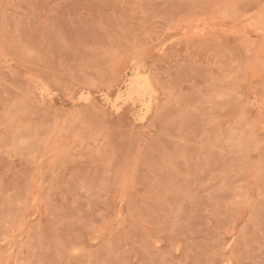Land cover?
<instances>
[{"label": "rangeland", "instance_id": "rangeland-1", "mask_svg": "<svg viewBox=\"0 0 264 264\" xmlns=\"http://www.w3.org/2000/svg\"><path fill=\"white\" fill-rule=\"evenodd\" d=\"M0 264H264V0H0Z\"/></svg>", "mask_w": 264, "mask_h": 264}, {"label": "bare ground", "instance_id": "bare-ground-1", "mask_svg": "<svg viewBox=\"0 0 264 264\" xmlns=\"http://www.w3.org/2000/svg\"><path fill=\"white\" fill-rule=\"evenodd\" d=\"M137 75H139V74H137ZM140 76H141V75H140ZM140 76H139V77H140ZM133 77H134V76H133ZM135 78H137V77H135ZM140 78H141V77H140ZM145 78H146V77H145ZM145 78H143V79H145ZM131 79H132V77H131ZM132 80L134 81V79H132ZM135 80H136V79H135ZM138 80H140V79L138 78ZM140 81H142V80H140ZM144 81H145V80H143L142 82L144 83ZM135 82H136V81H135ZM135 82H133V83H135ZM146 82H147V81H146ZM131 83H132V82H131ZM133 83H132V84H133ZM137 83H138V82H136V84H137ZM148 83H149V82H148ZM128 85H129V84H128ZM140 85H141V84H140ZM148 85H149V84H148ZM130 86H131V85H129V88H128V89H130ZM134 86H135V84L132 85L133 88H134ZM144 87H145V86H144ZM140 89H141V88H140ZM132 90H134V89H132ZM136 90H137V89H136ZM136 90H134V91H136ZM142 90H143V89H142ZM144 90H145V89H144ZM148 90H149V89H148ZM150 90H153L152 87H150ZM127 91H128V90H127ZM153 91H154V90H153ZM138 92H139V91H138ZM138 92L136 91L137 94H138ZM141 92H142V91H141ZM133 93H135V92H133ZM133 93H132V94H133ZM142 93H143V92H142ZM153 93H154V92H153ZM126 95H127V94H126ZM139 95H140V94H138V97H140ZM142 96H143V95H141L140 98H142ZM125 98H126V97H125ZM136 99H137V98H136ZM138 99H139V98H138ZM142 99H143V98H142ZM149 100H150V98H149ZM122 102H123V101H122ZM140 102H141V101H140ZM143 104H145V103L143 102ZM148 104H149V103H148ZM146 106H148V105L146 104ZM143 107H144V106H143ZM148 107H149V106H148ZM148 107H147V108H148ZM150 107H151V106H150ZM146 111H147V110H146ZM148 111H150L149 108H148ZM144 116H145V114H144ZM144 116H141V117H143V119H144V118H145Z\"/></svg>", "mask_w": 264, "mask_h": 264}]
</instances>
